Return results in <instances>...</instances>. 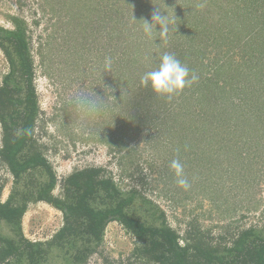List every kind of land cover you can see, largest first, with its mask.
<instances>
[{"label":"rangeland","instance_id":"rangeland-1","mask_svg":"<svg viewBox=\"0 0 264 264\" xmlns=\"http://www.w3.org/2000/svg\"><path fill=\"white\" fill-rule=\"evenodd\" d=\"M159 1L149 0L150 8ZM174 1L179 0H163L160 6L167 11L170 24L175 21ZM205 1L210 10L207 8L202 18L207 20L216 6L219 10L233 1L228 6L233 9L246 2L248 11L233 14L231 25L224 28L242 46L236 51L232 69L247 58V64L260 67L258 58H264V44L262 49L260 46L264 42V1ZM108 2L0 0V26L12 29L9 17H17L27 27L38 104L34 148L43 153L55 172L54 195L62 196L64 181L73 173L97 168L122 191L134 189L156 205L164 213L165 224L179 235L180 245L186 239H199L209 247L222 248L230 246L242 231L264 230V106H260L262 98L257 102L250 92L261 86L245 82L246 90L241 77H232L226 70L224 85L222 80L211 85L216 105L208 100L212 98L209 93L196 106L184 98L197 88L195 83L170 98L156 96L141 86L140 79L143 69L158 66L156 47L163 42L166 52L170 50L175 56L173 40L178 35H172L173 25L166 37L154 32L142 42L132 24L121 22L111 28L104 16ZM124 6L130 15L135 13L131 0ZM252 10L256 14L248 16ZM140 15L135 16L140 19ZM224 15L217 13L211 20L222 26ZM148 52L151 61H147ZM106 56L113 58L110 70L104 66ZM186 62L183 64L188 68L195 66L196 74L205 71L198 63ZM6 72L7 63L0 51V82ZM80 91L105 105L103 114L89 123L87 131L76 130L78 117L71 102ZM181 114L185 115L181 124L179 121L180 125L161 135L166 117L176 115L178 123ZM1 136L0 129V148ZM240 156L247 158L245 163ZM175 159L184 166L188 188L177 184L170 169ZM12 182L0 160V202L8 198ZM62 223L59 211L38 202L28 205L19 231L1 221L0 234L16 237L20 232L29 241L45 242ZM150 259L139 252L131 234L112 222L85 264H158Z\"/></svg>","mask_w":264,"mask_h":264},{"label":"trees","instance_id":"trees-1","mask_svg":"<svg viewBox=\"0 0 264 264\" xmlns=\"http://www.w3.org/2000/svg\"><path fill=\"white\" fill-rule=\"evenodd\" d=\"M127 1L110 0L104 16L109 19L112 29L117 28L121 22L132 24L131 27L137 30L142 42L149 40L151 36L144 33L143 24L136 22L142 19L150 22L155 8L160 7L163 0L151 8L149 0H131L135 3L133 10L136 9L132 15L129 9L125 10ZM206 2L174 1L177 4L174 10L176 19L171 24L172 35H178L173 40L175 56L182 63H198L205 69L197 74V88L184 98L196 106L209 93L212 98L208 100L212 105L215 101L216 105L218 100L211 85H218L219 80L224 85L227 78L223 72L227 70L232 72V77H241L240 82L246 90L247 83L250 82L261 86H255L250 92L255 101L262 98L260 106H264V58L261 55L258 58L260 67L247 64V58L242 61L245 63H238L232 69L236 51L242 46L229 36L228 30L225 33L228 27L226 25H231L232 15L237 12L246 13L249 6L244 2L242 6L235 5L232 9L228 6L233 1L227 2L219 10L217 6L212 8L211 18L207 20L202 18L207 8L210 10L209 6L206 7ZM159 9L163 10L161 7ZM252 12L247 15L256 14L255 11ZM139 13H142L140 19L135 16ZM217 13L225 14L222 16L224 19L220 20L224 23L222 26L211 20ZM9 21L12 29L0 26V51L7 63V72L0 82V160L12 176L13 182L8 198L0 202V222L19 231L28 205L44 202L61 213L63 223L56 234L45 242L29 241L20 232L16 237L0 234V264H85L93 247L102 243L106 227L112 222L119 224L127 234L135 238L143 256L148 255L152 262L158 264H264V230L250 228L242 231L230 246L222 248L209 247L199 239H186L180 245L179 235L165 224L164 213L156 205L134 189L122 191L112 179L101 176V170L97 168L73 173L64 181L62 196H55V172L43 153L34 148L33 133L38 104L33 85V59L27 27L17 17H9ZM261 31L262 28L258 32ZM183 36H186L185 40H181ZM260 43L262 49L264 42ZM156 48L159 60L166 52V41ZM167 52L171 53L170 50ZM150 56L151 52H148L147 61H151ZM241 57L244 58V55L241 54ZM237 67L247 68L248 71ZM189 69L194 72L195 66L190 65ZM143 70L144 73L148 72ZM185 99L181 100V104ZM183 117L185 115L181 114L178 123L176 115L166 117L161 126V135L169 133L168 128L180 125ZM239 158H242L243 163L247 160L242 156ZM195 159L196 156L190 161L194 162Z\"/></svg>","mask_w":264,"mask_h":264},{"label":"clouds","instance_id":"clouds-1","mask_svg":"<svg viewBox=\"0 0 264 264\" xmlns=\"http://www.w3.org/2000/svg\"><path fill=\"white\" fill-rule=\"evenodd\" d=\"M164 8L172 10L171 8L165 7V5ZM136 23L143 24V31L148 36H151L153 32H155L159 36L166 37L170 31L167 11L157 8L152 14L150 22L142 19ZM112 63V57L106 56L104 58L106 70L111 69ZM197 80L198 76L196 73L190 72V69L176 56L165 52L160 56L158 66L146 72L141 77L140 84L145 89L150 88L156 96H166L170 98L182 93L186 87L191 86L193 83L197 82ZM71 102L78 117L76 130H89V123L97 119L105 111V105L101 104L91 95L81 91L73 95ZM170 169L174 172L177 184L183 188H188L189 183L184 175L183 164L178 159L172 160Z\"/></svg>","mask_w":264,"mask_h":264}]
</instances>
